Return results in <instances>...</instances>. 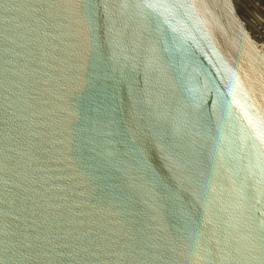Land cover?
<instances>
[{
  "label": "water",
  "instance_id": "water-1",
  "mask_svg": "<svg viewBox=\"0 0 264 264\" xmlns=\"http://www.w3.org/2000/svg\"><path fill=\"white\" fill-rule=\"evenodd\" d=\"M0 264H264V0H0Z\"/></svg>",
  "mask_w": 264,
  "mask_h": 264
}]
</instances>
